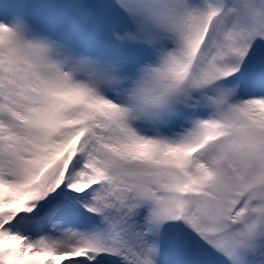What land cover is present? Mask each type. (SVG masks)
Here are the masks:
<instances>
[{
  "label": "snow or ice",
  "instance_id": "6c2138e0",
  "mask_svg": "<svg viewBox=\"0 0 264 264\" xmlns=\"http://www.w3.org/2000/svg\"><path fill=\"white\" fill-rule=\"evenodd\" d=\"M264 264V0H0V264Z\"/></svg>",
  "mask_w": 264,
  "mask_h": 264
},
{
  "label": "rangeland",
  "instance_id": "374dc122",
  "mask_svg": "<svg viewBox=\"0 0 264 264\" xmlns=\"http://www.w3.org/2000/svg\"><path fill=\"white\" fill-rule=\"evenodd\" d=\"M48 255L47 254H43V255H39V256H36V257H31V259L35 260V261H38V262H42L45 261L46 259H48Z\"/></svg>",
  "mask_w": 264,
  "mask_h": 264
}]
</instances>
